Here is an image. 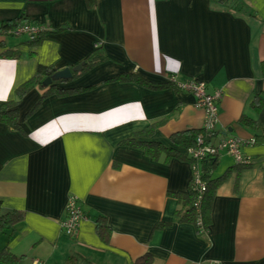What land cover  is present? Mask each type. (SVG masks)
<instances>
[{
	"label": "crops",
	"instance_id": "1",
	"mask_svg": "<svg viewBox=\"0 0 264 264\" xmlns=\"http://www.w3.org/2000/svg\"><path fill=\"white\" fill-rule=\"evenodd\" d=\"M21 16L45 31L30 43L0 32V109L37 66L60 72L105 59L56 85L77 93L51 95L25 119L44 91L27 94L16 107L21 130L0 117V214L22 215L0 231V251L16 264H132L144 255L152 264H264V0H0V25ZM173 76L221 92L212 143L254 141L242 149L249 166L218 156L212 179H224L200 236L175 220V196L192 179L186 151L164 163L123 145L157 123L137 143L170 149L171 135L202 129L203 112L166 83ZM69 198L86 216L76 240L59 228Z\"/></svg>",
	"mask_w": 264,
	"mask_h": 264
},
{
	"label": "trees",
	"instance_id": "2",
	"mask_svg": "<svg viewBox=\"0 0 264 264\" xmlns=\"http://www.w3.org/2000/svg\"><path fill=\"white\" fill-rule=\"evenodd\" d=\"M31 25L30 22L21 16L20 18L9 21L0 25L1 35L6 37L11 36L10 32L16 29L18 26H27ZM12 37V36H11ZM38 38V37H37ZM35 39L31 42H36L38 39ZM30 43V41H28ZM7 57V56H6ZM9 58V57H7ZM103 57L98 54H94L89 56L85 61V66L82 72H87L97 64L104 62ZM56 71L52 67H41L37 66L33 76L27 80L24 84L18 87L14 92L15 99L7 104H5L0 109V117L1 121L6 125H9L15 130H21V126L18 124V112L16 107L19 105L21 100L30 92L35 89H40L44 91L41 95L39 101L35 106L26 114L25 119L28 118L36 109L40 106V103L51 95L58 96H68L77 93L76 90H62L57 89V84H65L63 82H58L52 85V87H48L46 89L42 88V82L51 77ZM80 74H73L72 80L69 82L75 81ZM263 75H264V64H263ZM120 79V78H119ZM124 80H128L133 82L139 86L152 88L149 84L145 83L143 80L137 77H127ZM68 82H66L67 84ZM262 103V101H261ZM244 126L249 129L255 128V122L250 119H241L240 122ZM161 123H157L155 125L150 126L146 130L134 134L131 139L123 142V145L130 148H135L143 151L144 155L150 158L152 161L159 162L163 161L166 163L169 159H178L184 160L181 155L182 151H187L191 148L195 147L196 139L199 135H204L205 144L208 143V139L211 136L213 138V134L207 137V134H204L202 130H189L182 133L171 135L169 138V142L171 144L170 149H165L155 143H137L136 139L148 140L150 139L155 129ZM218 157H208L198 163L197 171L199 175V181L204 184V192L201 194L198 193V189L196 188L193 178L190 181L188 193L186 195L180 194L176 195L175 199L178 202L179 210L175 212V220L180 224H190L195 227L196 233L198 236L206 234L208 228L211 224L210 221V213L212 209V203L214 198V193L216 188L223 181L224 176L212 179V175L216 169ZM189 165L191 161L187 159ZM197 206L195 207V205ZM22 215L19 213H8V214H0V231L5 229L9 230L13 228L19 221H21ZM197 224H200L201 230L198 229ZM97 229H101L97 228ZM100 232V236L103 237V229ZM0 264H16L15 258L8 252V250L3 249L0 251ZM132 264H152L151 258L144 255L141 258L132 262Z\"/></svg>",
	"mask_w": 264,
	"mask_h": 264
},
{
	"label": "built area",
	"instance_id": "3",
	"mask_svg": "<svg viewBox=\"0 0 264 264\" xmlns=\"http://www.w3.org/2000/svg\"><path fill=\"white\" fill-rule=\"evenodd\" d=\"M44 31V28L34 25L18 26L10 32V35L12 37L23 36L27 41L31 42ZM166 83L173 86L180 95L192 98L193 107L201 110L204 115L201 130L204 134H207V137L212 135L218 123L217 104L221 100V92L215 91L212 94H207L203 83L193 81L180 82L174 76L168 78ZM204 137V135H199L196 139L195 147L186 151L187 159L191 161L192 178L199 194L204 192V184L199 181L197 171L199 162L208 157H218L220 154H226L236 166L246 167L251 165V159L243 154L242 149L254 144V141L244 143L232 137L222 138L212 143L211 136L208 139V143L205 144ZM85 219L86 216L81 211L76 198H69L65 207V216L59 222V228L68 239L76 240L79 234V226ZM197 227L201 230L200 224H197Z\"/></svg>",
	"mask_w": 264,
	"mask_h": 264
},
{
	"label": "water",
	"instance_id": "4",
	"mask_svg": "<svg viewBox=\"0 0 264 264\" xmlns=\"http://www.w3.org/2000/svg\"><path fill=\"white\" fill-rule=\"evenodd\" d=\"M85 66V63H81L80 65L72 68L71 70L65 69L60 72L54 73L51 77L46 78L42 82V88L46 89L48 87H52L53 84L58 83V82H69L72 80V75L73 74H80L83 71V68Z\"/></svg>",
	"mask_w": 264,
	"mask_h": 264
},
{
	"label": "rangeland",
	"instance_id": "5",
	"mask_svg": "<svg viewBox=\"0 0 264 264\" xmlns=\"http://www.w3.org/2000/svg\"><path fill=\"white\" fill-rule=\"evenodd\" d=\"M16 38H18V37H7V38H6V41H7V43H8V41L17 40ZM7 43H6V44H7Z\"/></svg>",
	"mask_w": 264,
	"mask_h": 264
}]
</instances>
